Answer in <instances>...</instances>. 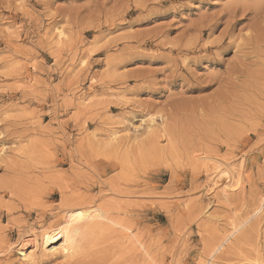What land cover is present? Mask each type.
<instances>
[{
  "label": "rangeland",
  "instance_id": "rangeland-1",
  "mask_svg": "<svg viewBox=\"0 0 264 264\" xmlns=\"http://www.w3.org/2000/svg\"><path fill=\"white\" fill-rule=\"evenodd\" d=\"M263 200L264 0H0V264H264Z\"/></svg>",
  "mask_w": 264,
  "mask_h": 264
},
{
  "label": "bare ground",
  "instance_id": "bare-ground-1",
  "mask_svg": "<svg viewBox=\"0 0 264 264\" xmlns=\"http://www.w3.org/2000/svg\"><path fill=\"white\" fill-rule=\"evenodd\" d=\"M57 40H61L64 36V33L62 30H57ZM66 37V36H65ZM64 37V38H65ZM63 41V40H62ZM59 42V41H58ZM59 44V43H58ZM84 63V62H83ZM87 99H84L82 102H86ZM81 103V102H80ZM154 120L150 121L151 126L148 127V129L153 130V125H154ZM156 129V128H155ZM116 130V129H115ZM149 131V130H148ZM160 131V130H159ZM151 133V132H150ZM118 132H114L111 134V139L113 140V142L118 139ZM116 143V141H115ZM212 168L216 174L217 177L219 178V180L215 179L212 181V185L208 188L209 190L207 191L208 194H213L216 190V188L222 187V193L223 195H227V193L229 191L232 192V190H236L237 188H239L240 186L238 185H232V180L234 179V168L230 169V166H226L223 163L219 162H214V164L212 165ZM211 171V173H212ZM214 174V173H213ZM217 179V178H216ZM225 179L224 182L221 183V181ZM14 184V183H13ZM215 190V191H214ZM7 191V190H6ZM16 193V192H15ZM36 193V192H35ZM24 195V194H23ZM21 196V195H20ZM20 201V200H19ZM25 201V200H24ZM261 205L259 208V211L262 209V204L264 203V200L261 201ZM25 203V202H24ZM29 209V208H28ZM261 212V211H260ZM237 230V229H235ZM232 234V233H231ZM232 238V237H231ZM226 240V239H225ZM40 246V238L37 234H33L29 235L28 238L26 240H22V242L20 243V248H19V255L21 256V261L24 262L25 264H32L35 262V253L33 251H31V249H33L34 251H36L37 249H39ZM16 247V246H15ZM222 247V245H219V247L217 248L216 252H218V250ZM12 250V249H11ZM247 264V263H246ZM248 264H254V263H248Z\"/></svg>",
  "mask_w": 264,
  "mask_h": 264
}]
</instances>
